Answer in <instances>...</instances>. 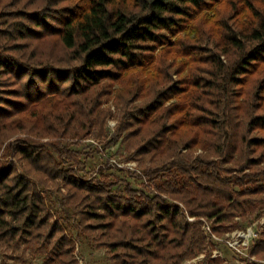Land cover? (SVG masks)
<instances>
[{"label": "trees", "instance_id": "trees-1", "mask_svg": "<svg viewBox=\"0 0 264 264\" xmlns=\"http://www.w3.org/2000/svg\"><path fill=\"white\" fill-rule=\"evenodd\" d=\"M223 1L48 0L42 7L46 11L17 10L20 17L28 13L34 22L33 27L28 23L18 27L21 38L54 36L73 50L79 62L62 68L34 55L23 59L0 53V73L13 77L14 90L21 96L9 102L21 104L17 116L26 112L35 121L68 113L80 104L73 96L89 93L105 81H119L127 71L149 68L156 52L176 45V36ZM242 4V11L252 13L254 19L246 29L223 23L221 40L227 58L208 56L219 71L217 80L200 83L196 79L191 84L206 87L207 102L215 104V110L205 105L201 93L192 91L189 96L182 79L161 88L137 109L141 126H158L147 139L143 127L131 134L143 141L137 154L151 163L146 174L162 177L152 183L157 193L134 187L130 181L123 187L122 181H111L109 191L98 186L93 190L92 184L82 185L81 178L68 182V188L74 189L71 193L62 195L57 189L63 204L78 218L74 226L80 227L78 236L93 247H105L111 264H177L202 248L203 233L185 221L168 198L183 201L192 215L215 218L226 228L240 227L264 214V6L260 9L254 0ZM251 77L256 111L242 129L243 121L230 113L239 109L236 100L242 93L230 86L244 87ZM180 101L184 103L179 105ZM13 110L14 106H0V117L10 118ZM182 142L191 150L187 154L180 150ZM198 147L206 154L194 156L192 151ZM19 151L31 153L26 147ZM4 168H0V228L9 226L1 234L8 232L12 238L22 229L30 238L23 256L28 250L46 255L42 264H78L74 241L62 226L55 223L47 229L44 197L31 191L25 178L11 174L15 167ZM10 219L21 224L10 225ZM251 241L249 253L264 256V230ZM218 263L213 259L206 264Z\"/></svg>", "mask_w": 264, "mask_h": 264}, {"label": "rangeland", "instance_id": "rangeland-1", "mask_svg": "<svg viewBox=\"0 0 264 264\" xmlns=\"http://www.w3.org/2000/svg\"><path fill=\"white\" fill-rule=\"evenodd\" d=\"M47 1L0 0V53L6 51L23 59L34 55L36 59H43L55 66L71 67L79 60L74 56L73 50L67 49L58 38L51 35L39 38L37 34L29 38L20 36L18 27L23 23L33 27L34 22L28 15L40 9L46 11L42 7L48 5ZM242 1L224 0L215 10L205 12L202 19L194 21L193 26L174 38L176 45L156 52V61L149 68L127 71L119 81H105L89 93L73 96L79 99L80 106L69 109L68 113L60 112L57 116L40 118V121H35L26 112L17 116L16 112L20 110L21 104L9 102L21 97L14 90L17 85L11 82L13 77L0 73V106L8 109L14 106L10 118L0 117L3 123L0 125V168L15 167L14 172L9 170L11 174L25 178L31 183L30 190L44 197L49 212L47 229L55 223L62 226L64 233L74 241V254L78 264H111L107 259L111 254L105 247H93L89 241L78 236L80 227L74 228L78 218L63 204L57 189L62 195L71 193L74 189L68 188V182L81 178L80 183L92 184L93 190H97L98 186L109 191L111 181H122V187L130 181L134 187H144L153 194L157 193L152 183L159 182L162 177L152 178L146 174V168L151 163L143 162L137 154L143 141L138 136L135 138L131 135L132 131L139 132L143 127L137 118L140 115L137 109L153 99L161 88L182 79V84L190 89L189 96L192 91L196 95L201 93L205 105L215 110L216 105L207 102L209 98L206 87L195 88L191 84H196V79L200 83H205L208 79L217 80L215 73L219 71L209 57L210 54H220L222 59L227 58L223 54L224 44L221 40L225 28L223 23L228 21L237 29H246L253 22L252 13L242 11ZM254 1L257 7L263 8L262 0ZM62 4L64 2L60 5ZM20 9L29 14L26 12V17H20L15 13ZM19 43L24 44L20 47ZM254 82V77H251L244 87L230 86L232 91L242 93L236 100L239 109L230 111L233 118L243 121L242 129L256 111V101L252 97ZM67 85L68 83L65 87ZM212 100L219 102L216 98L210 101ZM182 102L184 103L180 101L179 105ZM156 129L158 126L145 124L143 130L147 131L146 139ZM19 147H26L31 151L30 155L22 154ZM180 150L185 154L191 151L184 142ZM192 152L194 156L206 154L200 147ZM140 194L142 193L139 192L138 195ZM168 199L179 207L178 211L185 221L197 225L204 236L202 248L177 264H206L213 259H217L218 264H264V256L249 253L252 241L247 248L240 247V251L229 245L230 242L238 247L241 244L243 246L248 239L240 237V233L247 229L253 231L249 235L252 236L250 240L262 233L264 214L240 227L226 228L219 226L215 218L192 215L183 201ZM236 220L240 221L241 218ZM11 224L21 223L10 219ZM8 226L0 228V264H42L46 255H35L28 250L23 256L22 250L30 238L22 229L18 232L16 230L17 234L12 238L8 232L1 234ZM15 245L19 248L13 247Z\"/></svg>", "mask_w": 264, "mask_h": 264}, {"label": "built area", "instance_id": "built-area-1", "mask_svg": "<svg viewBox=\"0 0 264 264\" xmlns=\"http://www.w3.org/2000/svg\"><path fill=\"white\" fill-rule=\"evenodd\" d=\"M251 230H252V229H249V230L247 229L246 231H243V233H240V237H242V238H247V239H248V241H246V243H243V246H241V245H242V244H241V245L238 247L237 245H233V244L230 243V242H229V245H230L231 247H233L234 249L239 250V251L241 250L240 247L243 248V249L247 248V247L249 246V244H250V241H251L250 239H251V237H252V236L249 237V235L251 234V232H253V231H251Z\"/></svg>", "mask_w": 264, "mask_h": 264}]
</instances>
